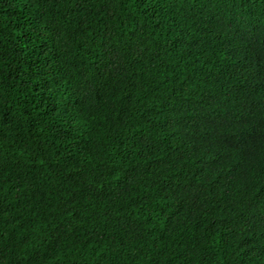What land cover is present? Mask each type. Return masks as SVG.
<instances>
[{
	"label": "trees",
	"instance_id": "obj_1",
	"mask_svg": "<svg viewBox=\"0 0 264 264\" xmlns=\"http://www.w3.org/2000/svg\"><path fill=\"white\" fill-rule=\"evenodd\" d=\"M0 264H264V0H0Z\"/></svg>",
	"mask_w": 264,
	"mask_h": 264
}]
</instances>
